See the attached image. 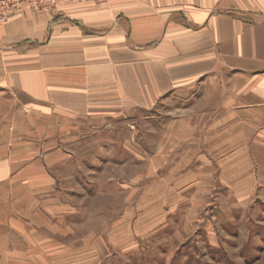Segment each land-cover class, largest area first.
I'll list each match as a JSON object with an SVG mask.
<instances>
[{"label": "crops", "instance_id": "crops-1", "mask_svg": "<svg viewBox=\"0 0 264 264\" xmlns=\"http://www.w3.org/2000/svg\"><path fill=\"white\" fill-rule=\"evenodd\" d=\"M153 110L164 118L156 151L112 154L106 191L141 160L164 195L151 204L164 215L154 231L183 242L218 185L256 189L264 0H61L0 23V264L54 256L56 233L69 232L55 219L72 213L65 184L75 182L63 167L76 146ZM95 185L102 196L106 184Z\"/></svg>", "mask_w": 264, "mask_h": 264}, {"label": "rangeland", "instance_id": "rangeland-1", "mask_svg": "<svg viewBox=\"0 0 264 264\" xmlns=\"http://www.w3.org/2000/svg\"><path fill=\"white\" fill-rule=\"evenodd\" d=\"M162 120L153 110L87 132L76 146V160L63 167L75 182L65 184L72 189L66 197L72 213L64 223L56 218L55 224L60 228L65 224L69 232L56 233V242L62 245L56 243L54 256L33 257L24 264H264V146L261 160L249 162L258 180L255 191L237 193L218 185L200 209L194 233L183 242L155 232L164 215L151 204L164 195L156 191L158 175L143 176L141 160L133 162L134 176L119 177L116 192L106 191L111 155H118L121 162L131 149L156 151ZM131 122L136 124L131 127ZM95 180L106 184L102 196L96 194Z\"/></svg>", "mask_w": 264, "mask_h": 264}, {"label": "built area", "instance_id": "built-area-1", "mask_svg": "<svg viewBox=\"0 0 264 264\" xmlns=\"http://www.w3.org/2000/svg\"><path fill=\"white\" fill-rule=\"evenodd\" d=\"M61 0H0V23L23 14L28 9L52 12ZM74 3H108L110 0H64Z\"/></svg>", "mask_w": 264, "mask_h": 264}]
</instances>
